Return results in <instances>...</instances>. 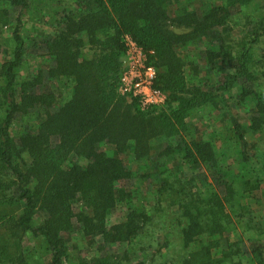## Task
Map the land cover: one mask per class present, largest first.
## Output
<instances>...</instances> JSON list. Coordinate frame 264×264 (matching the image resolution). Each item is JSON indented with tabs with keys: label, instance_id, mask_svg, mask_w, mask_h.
Wrapping results in <instances>:
<instances>
[{
	"label": "trees",
	"instance_id": "obj_1",
	"mask_svg": "<svg viewBox=\"0 0 264 264\" xmlns=\"http://www.w3.org/2000/svg\"><path fill=\"white\" fill-rule=\"evenodd\" d=\"M33 1L0 0V40L11 28L0 61V264H148L131 261L132 244L162 202L178 224L180 264H264V149L244 133L264 128V0H68L51 13V33L29 34ZM239 13L247 23L234 40ZM125 35L155 66L163 106L141 110L119 93ZM38 54L49 63L31 65ZM198 57L203 74L192 75ZM205 108L226 112V134L196 130L191 118ZM152 154L165 160L138 177L156 184L153 203L128 196L109 221ZM174 159L206 165L212 181L179 175ZM71 235L95 252H72ZM116 244L124 249L110 251Z\"/></svg>",
	"mask_w": 264,
	"mask_h": 264
},
{
	"label": "rangeland",
	"instance_id": "obj_2",
	"mask_svg": "<svg viewBox=\"0 0 264 264\" xmlns=\"http://www.w3.org/2000/svg\"><path fill=\"white\" fill-rule=\"evenodd\" d=\"M187 2L191 4H198L200 0H187ZM63 6L68 5V0H34L32 4V8L29 12V20H27V30L29 34H43L45 33H51L55 27V22H51L50 15L55 11L57 6ZM174 6H171V12L178 13L180 12V6L177 8H174L177 4L174 3ZM257 4L249 5L247 8L244 9V12L247 13H253L255 12V6ZM237 21L240 17L239 23L233 27L231 32V37L234 40H237L238 37L242 33H244L242 26L243 24H246L247 21L240 13L237 15ZM245 22V23H244ZM249 27V25H247ZM246 26V28H247ZM172 29L175 31H183L185 30L183 27H175L174 24L170 25ZM9 26H4L1 31V40H0V61L4 57H8V41L7 37L9 36L10 32ZM229 33V32H228ZM5 38V39H4ZM203 45V44H201ZM201 45H197L196 47L192 48L194 53H198V51L201 49ZM259 47L264 49V37H262L261 42H259ZM191 50H188V54L191 53ZM41 51V49L39 50ZM188 57V55H186ZM191 57V56H190ZM50 60L44 61V58L38 54L37 56L30 57L29 63L31 65H35L36 62H42L44 65L48 64ZM198 65H190L187 71L189 73L193 74H203V71L200 69V63L202 62V57H198L196 60ZM29 64V65H30ZM155 67V66H154ZM156 70V68H155ZM201 70V71H200ZM262 79V78H261ZM61 93L58 91V94ZM228 116L225 111L220 110H210L208 108H205L203 110L197 111L191 118V122L194 126H196V130L198 131H204L203 135L205 133H208L211 131V129H215L219 133H222V135L227 133V130L229 129L227 126ZM17 127V125L15 126ZM194 128V127H193ZM245 137L249 143L250 148H257V150H263L264 149V128L259 131H250L245 130ZM216 143H220V139H216ZM161 143H159L156 147V149H160L162 147ZM108 148V146H105ZM125 159L129 162V164L134 167L136 170L137 167V161L133 158L132 154L128 150L125 155ZM165 158L162 156H156V154H152V160L150 161L149 167H143L134 175L135 185L129 189L121 188V192L118 196V201L116 204V207L113 211V213L110 215L109 221H116L119 220L120 216L123 214V209L125 206V200L128 196H133L135 199L136 197L140 200L146 202L147 205H151L154 201V195H155V188L156 184H152L149 181H142L138 177L140 175L141 171L144 169L151 170L154 168L157 163L164 161ZM187 167L180 164L179 160L174 159L171 162V167H173L174 170L178 172L179 175H186L191 176L193 174H196L197 176L206 174L207 179L212 181L211 175L209 173L208 167L204 164H189L186 163ZM132 179L128 181V184H131ZM160 210L158 211L157 215L153 218L152 223L149 225L148 232L141 238L133 241L132 246L135 249V254L132 255L131 261H139V260H146L148 264H180L181 256H182V249L179 245V239H178V224L172 220L173 212L170 207H167L163 202L160 204ZM253 207L260 208L258 204L253 205ZM257 215H261L260 212H255ZM263 215V214H262ZM37 221H41V216L37 218ZM241 225H244L242 223ZM243 227V226H242ZM243 230L241 226L239 227V230ZM247 236H256V233L252 230H247L243 232V240L244 244L246 246L250 245V240H248ZM30 239L27 241L29 242ZM69 245L72 252H78L81 253L80 255H90L93 254L96 250V244L93 240L89 239L88 237L82 238L79 235H71L69 236ZM27 242L23 240V243L26 245ZM140 245H143V248H140ZM124 245H113L111 248H109L110 251H117L120 252L124 249ZM130 247V245H126V247ZM131 248V247H130ZM245 264H248L246 261H244ZM230 264V263H229Z\"/></svg>",
	"mask_w": 264,
	"mask_h": 264
},
{
	"label": "built area",
	"instance_id": "obj_3",
	"mask_svg": "<svg viewBox=\"0 0 264 264\" xmlns=\"http://www.w3.org/2000/svg\"><path fill=\"white\" fill-rule=\"evenodd\" d=\"M155 67L147 63L143 49L128 35H125V51L121 57V70L117 89L128 99L135 97L141 110L161 107L166 94L154 86Z\"/></svg>",
	"mask_w": 264,
	"mask_h": 264
}]
</instances>
